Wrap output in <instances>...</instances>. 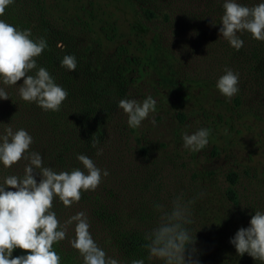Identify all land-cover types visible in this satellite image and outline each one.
<instances>
[{
    "label": "trees",
    "instance_id": "1",
    "mask_svg": "<svg viewBox=\"0 0 264 264\" xmlns=\"http://www.w3.org/2000/svg\"><path fill=\"white\" fill-rule=\"evenodd\" d=\"M198 1L196 13L192 9L197 0H177V7L178 2L182 7L178 24L183 28H164V34L142 20L140 7L147 18L156 16L147 0H77L72 6L65 0H14L0 16L19 29H30L32 39H46L48 47L36 58L37 64L68 92L60 110L53 112L22 100L15 86H7L10 99L0 100V135L9 123L25 129L33 139L29 151L41 153L44 165L56 171L83 170L76 156L86 154L109 172L95 191L82 192L81 200L71 207L56 198L53 211L61 223L84 211L96 243L120 264L133 259L162 264L148 260L144 236L158 221L154 205L170 209L178 196L194 201L189 204L193 222L187 227L196 235L200 264H261L247 253L237 256L229 240L239 228L249 226L255 211H264V165L243 172L229 167L224 172L209 163L222 153L230 157L229 141L222 145L226 130L232 133L263 124L254 143L264 141V41L248 32L238 33L244 45L234 49L219 34L223 0ZM238 2L252 6L262 0ZM113 3L127 8V21ZM173 12L167 15L171 24ZM169 32L176 44L168 38ZM190 43L198 53L188 51ZM108 47L112 51L103 60ZM66 54L76 57L75 71L60 66ZM226 68L239 74V92L231 99L216 88ZM149 95L160 114L164 104L182 108L193 103L191 115L209 122V153L186 149L175 133L176 144H164L156 122L152 127H129L119 100L142 101ZM180 115L183 124L187 117ZM113 133L118 135L115 141ZM96 137L102 149L99 156L90 146ZM24 163L21 160L11 168L0 164V184L10 174H22ZM241 190L248 193L242 196ZM73 229L70 225L67 238L53 246L61 264H82L69 244ZM23 254L20 249L13 252V256Z\"/></svg>",
    "mask_w": 264,
    "mask_h": 264
},
{
    "label": "clouds",
    "instance_id": "2",
    "mask_svg": "<svg viewBox=\"0 0 264 264\" xmlns=\"http://www.w3.org/2000/svg\"><path fill=\"white\" fill-rule=\"evenodd\" d=\"M13 2L0 0V16ZM222 7L219 34L231 47L236 50L243 47L244 41L238 35L242 32L250 33L255 40L264 41V0L252 6L243 5L238 0H223ZM47 47L45 38L32 39L30 29H19L0 19V84L3 85L0 86V100L10 99L6 87L15 86L22 100L34 102L44 111L60 110L68 92L56 84L48 70L38 66L36 61ZM60 66L75 71L76 57L64 55ZM20 80L23 83L17 86ZM238 84L239 74L226 68L217 79L216 88L231 99L239 92ZM155 105L156 100L150 95L142 101L125 98L118 102L131 128L140 127L150 112L155 111ZM209 135L207 128L197 129L191 134L183 133V146L192 151L204 149ZM32 143L28 131L14 129L10 123L0 135V164L11 168L21 160L25 161L22 174H10L0 184V264H61V256L53 246L67 238L70 225H74V236L69 244L78 251L82 264H120L96 243L84 211L71 215L63 223L53 211L56 198L66 208L71 207L81 200L82 192L95 191L109 172L98 168L86 154L76 156L83 170L56 171L44 165L41 153L29 151ZM99 144L100 140L96 137L90 145L96 149L97 156L102 154ZM193 202H185L182 196H178L171 202L170 209L162 204L154 205L159 212L158 221L144 236L149 261L200 264L196 258V235L193 237L187 227L193 222L189 208ZM229 243L234 246L237 256L243 257L247 253L264 264V211H255L249 226L239 228ZM16 249L26 254L13 256ZM130 264H145V261L133 259Z\"/></svg>",
    "mask_w": 264,
    "mask_h": 264
},
{
    "label": "rangeland",
    "instance_id": "3",
    "mask_svg": "<svg viewBox=\"0 0 264 264\" xmlns=\"http://www.w3.org/2000/svg\"><path fill=\"white\" fill-rule=\"evenodd\" d=\"M81 1L83 3H87L88 0H78ZM66 4H70L72 6L73 2H77V0H65ZM147 3L150 4L151 10H153V12L156 14L155 17H151V18H147L145 16V12L143 11V9L140 7V10L143 16V21L145 22V24H147L151 29L160 31H163L164 34V28H169V29H182L183 25L182 24H178L179 22V18L181 16V11H182V7L178 2V7H177V0H147ZM196 5V6H195ZM200 5L199 1L197 0V3H193V9L192 12H196L198 13L199 10L197 9V7ZM112 7H114V9L119 10V14L121 16V19L124 21H127L126 19L129 17L128 14V10L125 6H123V4H116L113 3ZM145 8V6H144ZM121 11V12H120ZM173 12V18H175L171 24L170 21H168L167 19V15L168 12ZM178 11V12H177ZM145 16V17H144ZM181 23V22H179ZM183 23V21H182ZM169 24H171L169 26ZM184 32V31H183ZM182 32V33H183ZM170 35H168V38H171V43L176 44V42L174 41L175 39H172V34L169 32ZM190 35L188 34V37ZM191 37V36H190ZM168 39V40H169ZM111 53L112 49L108 47V49H106V51H103L101 58L103 60H105L109 55V53ZM188 51L190 52H196L198 53V49L195 48L193 46V44L190 43V45L188 46ZM145 90V89H144ZM150 90L152 92V88L150 87ZM190 102V101H189ZM192 108H193V103H188L187 105L183 106L182 108L180 106H171L168 105L166 106L164 104V108L160 113H157L155 110L154 112H150L149 116L147 119H145L144 121H142V124L140 127H148L150 125V127H152V123L154 121V123L156 122V128L158 130H160V132L162 133V135H164V144H172V142L174 143V145L176 144L174 141V136L173 133H175V135L177 137H179V140L181 141V143H183L182 140V134L183 133H188L191 134L193 132H195L197 129L200 128H207L206 126L209 124L208 120L205 117H195L193 115H191L192 112ZM121 113L123 114L124 118H128L127 115L124 113L123 110H121ZM180 113H183V115H186L187 119H185V122L183 124H181V117L182 115H180ZM161 116L163 118V120L160 119ZM159 117V118H158ZM184 121V119L182 120ZM257 126L260 128H263V124H257ZM258 127H255L254 129H246L243 127V130L241 128V131H236L232 130V133H228V130H226L223 133V143L222 145H226V141H229V146L227 149V153L229 152V148L230 150V157L226 158V154L222 153L220 157L214 159L213 161L211 160V162L209 163V165H214L215 167L221 168L224 172L226 171L225 168H229V167H233L234 169H236L237 171H244L245 169H250L253 166H257V164H259V166L264 165V152L263 154L261 153V151H259L258 146H263L264 148V141L262 140L261 143L258 142L257 144L254 143V140H256V133L260 132L257 131ZM154 131V129H153ZM256 132V133H255ZM154 134V133H153ZM155 136V135H153ZM118 137L117 133H113V139L114 141L116 140V138ZM255 137V138H254ZM159 138V137H158ZM133 140V144L135 145V141ZM261 146V147H262ZM124 147V146H123ZM211 143L208 142L207 146L203 149V153H209V151L211 150ZM117 148H121L120 145H117ZM253 151V152H252ZM226 158V159H225ZM207 164V162H206ZM203 166V165H202ZM261 170V169H260ZM14 190V189H11ZM248 192L246 190H241V195H245Z\"/></svg>",
    "mask_w": 264,
    "mask_h": 264
}]
</instances>
